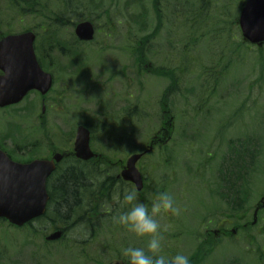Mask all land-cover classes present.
I'll use <instances>...</instances> for the list:
<instances>
[{
	"label": "rangeland",
	"instance_id": "obj_1",
	"mask_svg": "<svg viewBox=\"0 0 264 264\" xmlns=\"http://www.w3.org/2000/svg\"><path fill=\"white\" fill-rule=\"evenodd\" d=\"M94 1L99 9L90 8L97 10L96 15L108 10L112 13L111 23L115 25L109 29L105 27V20L99 22L101 29L95 43L83 48L85 61L82 77L78 73L56 75L59 80L55 92L61 94L65 112L68 105L72 108L73 119L68 125L64 115L60 121L57 120L55 144L60 146L65 135L76 129V121H86L74 116L81 102L83 110L90 107L89 115L96 111V98L91 101L85 98L94 96L93 90L97 89L106 112L122 114H115V121L104 114V135L95 130L93 147L110 159L115 153L114 160L145 151L152 136L161 128L160 101L162 97L170 95V82L176 81L177 90H180L172 91L168 96L171 101L169 110L178 119L174 138L168 144L173 148H157L144 162H140L145 167L149 186L148 203L158 191L167 190L173 194L180 209L177 215L162 212L157 217L163 236V251L168 255L182 252L191 261L197 252L204 254L207 248H211L214 252L208 255L203 264H264V209L250 229L239 231L232 238L219 237L217 241L208 238L214 235L213 231L218 227H234H229L226 222L233 218L230 208L214 194L219 184L217 170L222 166L223 158L229 161L236 149L229 153L230 141L241 139L248 142V146H257L256 149L260 150L249 180V205L246 203L247 208L241 212L250 213L242 217H245L243 222L234 219V225L252 222L255 207L264 197V46L253 47L243 41L238 22L245 0H212L213 6L202 13L196 0H159V12L153 7L155 0ZM40 7L48 10L46 2H42ZM57 7V3L51 2V11ZM201 15L205 19L199 21ZM159 16L162 24L157 37L144 47L146 57L141 71L135 51L143 38L155 32ZM42 23L30 15L17 17L15 12L4 9L2 5L0 27L3 32L12 30L17 33ZM72 33L73 29L67 28L59 38L62 42L67 41ZM53 45L55 49L56 41H53ZM40 51L43 49L40 48ZM128 52H132L134 61L132 58L126 61ZM57 59L60 64H65L64 58ZM99 62H102L101 67L97 65ZM132 64L134 100L129 106L130 111L124 114V105H127L123 97L124 88L121 84L118 87L108 86L104 73L108 68L120 71L123 66L131 67ZM146 65H151L150 69L157 71V74L162 70L169 79L149 73ZM119 92L122 95L118 96ZM109 97H112L111 100H108ZM7 122H4L2 129L8 127ZM12 123L15 128L16 123ZM186 133L189 136L186 137ZM248 138H252L253 142L246 141ZM256 140L257 143L254 142ZM31 157L24 155L22 159ZM112 209L119 211V203L112 200L103 208L111 213ZM85 210L79 214L82 215ZM203 218L206 220L202 221ZM113 221V217L103 219L100 228L107 229ZM88 229L87 224L80 226L71 237L90 243L87 254L96 261L97 235L90 237ZM130 234L131 243L126 235L120 237L123 244L146 245L145 240ZM33 236L34 233L27 229L20 231L0 223V264H74L71 259L74 257L63 243L43 248L44 238L33 239ZM104 238L101 236V239ZM206 241L209 245L201 248ZM118 247H122V244L119 243ZM67 254L68 258L64 256ZM100 256V262H109L113 257L112 253L109 257ZM79 262L84 263L83 260Z\"/></svg>",
	"mask_w": 264,
	"mask_h": 264
},
{
	"label": "flooded vegetation",
	"instance_id": "obj_2",
	"mask_svg": "<svg viewBox=\"0 0 264 264\" xmlns=\"http://www.w3.org/2000/svg\"><path fill=\"white\" fill-rule=\"evenodd\" d=\"M1 1L4 4V9H10L15 13L21 11L20 6L22 5V0ZM39 1L41 3L46 1L48 3V7L50 2H54V0ZM41 3L38 2L36 7L40 6ZM67 24L69 25L68 27H73L74 34L71 35L67 41H64L62 50H60L58 46L53 49V29L51 31L46 29L47 34L42 37H38V30H36L40 27L39 25L33 27L32 29L26 28L25 30L19 32L20 34L32 31L36 34L35 53L37 61L43 72L52 76L53 83L51 90L46 95H42L37 91H31L19 104L3 108L0 107V150L5 152L12 160L19 162H22V160H28L22 159L24 155H31L34 160H52L56 154H61L63 156L61 162L56 164V170L47 182L50 202L49 211L44 217L36 219L29 224V229L32 233H34L33 239L34 237L44 238V245L41 247L50 248L51 245L63 243L66 250H70V254L74 257L73 259L75 263L80 264L79 261L83 260V264H89V260H87V257L85 256L87 255L86 248H88L90 243H87L86 240L74 239L71 237L74 233H76L80 226H85L87 224L89 228L88 230L90 231V237L94 238L97 235L95 247H97L99 254L108 255L107 257H109L111 253L113 255L111 261L99 264H128L127 258L122 255V249L127 246L121 242L120 237L126 235L127 241L131 243V234L115 221L107 226V229L100 228V225H103V219H111V217L118 213V211H114L115 206L113 207L114 209H112V213L111 211H104L103 208L105 205H109L111 203L113 196L117 191L122 192L126 188L135 189L139 194L140 200L148 203L147 195L149 193V186L145 176V167L140 165V162H144V159L149 154L145 155L137 164V168L142 178V188L139 190L134 183L126 181L123 178V172L127 169V161L130 156L127 155V158L114 160L116 156L115 153L113 154V158L110 159L106 157L102 151L93 147L92 142L95 138V130L96 133L100 132L104 135V114H106L112 121H115V114H122V112H106V106H104V104L102 106L98 96L99 91L97 89L93 90L95 93L94 96L85 98L89 101L96 98V102L98 103L97 109H95L96 111L89 115L88 108L90 107L83 110L81 107L83 102H81L80 107H78L74 112V116H77L78 119L82 117L86 121L81 123L76 121V125L74 126L76 129L72 133L65 135V138L62 140V144L60 146L55 144L56 139L54 137V129L56 127L57 120L60 121L64 115V117L68 120L66 121V124L68 125L69 121L73 119L71 118L72 108L68 105L65 112L64 100L62 99L61 94L58 95V92H55V85L59 80V77L56 75L59 73L71 76L74 73H78L80 77H82L84 73L83 68L85 61V56L83 57V48L90 45L89 43L82 42L76 38L75 29L78 23ZM113 24L114 23H111V26ZM97 27L100 26L96 25V28ZM8 35H12L11 30L5 33L0 32V41ZM40 48L43 49L42 52L40 51ZM59 57L64 58V65L59 63V59H57ZM131 58L132 52H128L125 58L126 61H128V59L131 60ZM132 60L134 61V58H132ZM97 65L101 67L102 62H99ZM164 69L166 70V68ZM104 74L107 76L106 81L108 86L118 87V85L121 84L124 88L123 97L126 98L127 103V105H124V114L128 113L131 108L129 106L134 100V65L132 64L131 67L126 68L123 66L120 71H114L108 68ZM4 76L5 72L0 70V78ZM164 78L169 79V76ZM168 88L170 95L172 94V91L178 92L180 90V88L177 90L178 84L176 81H174V83L171 81ZM67 91L69 92L68 89ZM119 94L122 95V92H119L118 96ZM170 95L167 94L166 97ZM111 98L109 97L108 100H111ZM67 99L69 100V97ZM169 102L171 101L168 100L163 105L164 110L161 130L156 135L154 141L149 143V146L152 145L153 148L163 149L164 145L170 143L174 138L176 127L174 120L176 117H174L171 111L168 110ZM88 118L89 120H87ZM5 121L9 122H7L8 125H6L8 127L4 130L2 129V125ZM12 122L16 123L15 128L12 127ZM80 127H85L91 132L90 147L95 155L89 160L78 158L75 152L76 136ZM97 130L99 131L97 132ZM109 135L112 136L114 133H109ZM22 142H25V144ZM90 169H93L92 173L89 171ZM80 170H85L86 175H84L87 178L85 185L80 191L81 199L79 206L81 209L78 206L79 210L71 212L69 215L66 213L65 215L63 211L61 212L55 210L56 208L53 204L57 194V187L61 183V179L59 178L62 176L63 172H77ZM83 206L87 210L81 215L79 212L82 211ZM259 206L260 205L258 203L255 210ZM242 219L244 221L245 217ZM249 225H251L250 222H244L242 227L247 229ZM55 226H57V228ZM58 230L63 232L62 238L57 241H48L47 237ZM221 233L226 235L235 234L237 233V228L232 230L223 228ZM101 236H105V238L101 239ZM119 243L122 244V247H118Z\"/></svg>",
	"mask_w": 264,
	"mask_h": 264
},
{
	"label": "water",
	"instance_id": "obj_3",
	"mask_svg": "<svg viewBox=\"0 0 264 264\" xmlns=\"http://www.w3.org/2000/svg\"><path fill=\"white\" fill-rule=\"evenodd\" d=\"M239 25L244 40L259 47L264 46V0H248L242 9ZM76 35L81 41H92L95 36L91 22L80 23ZM33 33L9 36L0 42V69L5 76L0 78V107L15 105L33 90L46 95L52 87V76L42 71L35 55ZM77 157L89 160L94 157L90 148V132L81 127L75 144ZM144 154H135L127 161L123 172L126 181L142 188L141 174L137 163ZM62 155L52 161L36 160L22 164L12 161L0 150V219L16 226L42 217L48 205L47 180L56 169ZM264 207V199H263ZM258 212V211H257ZM255 213V217L257 216ZM63 236L57 231L48 240Z\"/></svg>",
	"mask_w": 264,
	"mask_h": 264
},
{
	"label": "trees",
	"instance_id": "obj_4",
	"mask_svg": "<svg viewBox=\"0 0 264 264\" xmlns=\"http://www.w3.org/2000/svg\"><path fill=\"white\" fill-rule=\"evenodd\" d=\"M37 1L40 2L39 0H23V9H21V13L23 12V15L36 13L37 10H35V7L38 3ZM204 1L205 0H202L201 4L206 5ZM54 2L58 4L57 9L51 12V14L45 11V13H47L45 15L48 18L47 21L49 20V22L54 23L56 30L54 37L60 50H62L64 43L56 36L59 34L61 28L63 29L65 26H69L67 23H78L83 20L96 21L97 19L105 20L107 23L112 22V13L108 10H105L100 15L96 16L97 10L93 11V9L90 8V6H92L95 9H99L94 0H91V4L86 2V0H54ZM202 12L203 11H201V13ZM198 18H201V16ZM158 20H161L160 16ZM157 34V32H154L138 43V49L135 53L136 62L141 71L143 70L142 68L145 63L144 59L146 57L144 47L149 44L150 40L157 37ZM158 75L164 76L165 74L160 70L158 71ZM248 140L253 142L252 138H248L246 141ZM254 142L257 143V140ZM230 144L231 147H229V153L235 148L236 149L233 151V156L229 158V161H227L226 157L225 159L223 158V164L217 170V173L219 174H217L219 184L217 186V192L215 191L214 194L218 195L219 198L228 205L230 211L233 213V218H241V215L243 214L241 212H243L247 208V205H249L247 201L249 199V180L255 161L259 158L260 150L256 149L257 146H248V142H241L239 139L238 141H230ZM92 170L93 169H90L89 171L92 173ZM84 174L86 175L85 170L77 172L66 171L62 173V176L59 178L61 179V183L57 187V194L55 201H53L56 208L55 210L63 211L65 215L66 213L69 215L71 212L79 210L81 199L80 191L87 180ZM246 203L247 205L245 207ZM83 209H85L84 206ZM204 218L202 221L206 220ZM212 251L211 248H207V252L204 254H199V252H197L192 257L190 264H202Z\"/></svg>",
	"mask_w": 264,
	"mask_h": 264
},
{
	"label": "clouds",
	"instance_id": "obj_5",
	"mask_svg": "<svg viewBox=\"0 0 264 264\" xmlns=\"http://www.w3.org/2000/svg\"><path fill=\"white\" fill-rule=\"evenodd\" d=\"M113 200L120 205L113 220L135 237L146 241L144 247L129 245L122 249L128 264H190V257L182 252L168 255L163 251V236L157 217L162 212L173 215L180 212L170 191H158L149 204L140 200L135 189L126 188L122 192L117 191Z\"/></svg>",
	"mask_w": 264,
	"mask_h": 264
}]
</instances>
